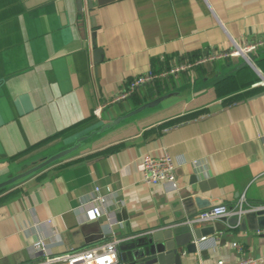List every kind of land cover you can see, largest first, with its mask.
Instances as JSON below:
<instances>
[{
  "label": "crops",
  "instance_id": "0c3cea01",
  "mask_svg": "<svg viewBox=\"0 0 264 264\" xmlns=\"http://www.w3.org/2000/svg\"><path fill=\"white\" fill-rule=\"evenodd\" d=\"M261 38L264 0H82L81 12L76 0H0V180L104 119L179 92L0 191V264L40 262L113 234L122 239L117 264H129L121 245L164 222L233 206L242 194L264 205V48L255 66L233 56L205 60L114 100L150 69ZM164 153L177 189L143 179V156ZM97 185L106 209L90 220ZM184 249L182 264H264V229L226 224L197 252Z\"/></svg>",
  "mask_w": 264,
  "mask_h": 264
},
{
  "label": "water",
  "instance_id": "95a60500",
  "mask_svg": "<svg viewBox=\"0 0 264 264\" xmlns=\"http://www.w3.org/2000/svg\"><path fill=\"white\" fill-rule=\"evenodd\" d=\"M90 2V0H89ZM78 10H82V0H76ZM91 7L92 5L89 4ZM261 48H264L261 47ZM258 48L246 56L239 55L244 59L239 66H255ZM177 90H170L160 93L159 95L148 99L137 106L126 110L112 118L104 119L103 122L97 127L90 130L85 134L78 136L72 144H69L54 153L46 154L31 162L30 165L25 167L22 171L9 174L6 178L0 180V191H3L19 181L37 173L47 166L75 153L80 150L84 145L90 141L94 136L103 134L123 122L138 116L147 110L161 106L165 101L178 95ZM194 201L199 207H205L206 202L195 198ZM226 224L239 225L241 229L251 227L254 229H264V208L254 211L246 212V214L239 219L237 216L222 217L212 225L205 227H195L189 223H171L164 222L161 226L154 227L146 232L134 237L130 240L127 246L121 245L122 257L124 261L129 264H182V254L178 250L179 247L185 248L187 254L195 253L198 250L199 241L203 237L222 231Z\"/></svg>",
  "mask_w": 264,
  "mask_h": 264
},
{
  "label": "built area",
  "instance_id": "2783aa9c",
  "mask_svg": "<svg viewBox=\"0 0 264 264\" xmlns=\"http://www.w3.org/2000/svg\"><path fill=\"white\" fill-rule=\"evenodd\" d=\"M264 46V38L254 40L251 42L238 43L233 42V46L228 50L214 51L207 56H200L194 59L189 58L180 61L179 63L161 69L155 70L150 69L145 73L139 74L128 81L125 90L121 91L114 100L126 98L132 95L136 89L144 84L153 82L154 80L163 79L171 74H176L187 69L194 67L205 60H211L221 57H234L239 55L246 56L250 52ZM104 105H99L96 111L99 113ZM175 164L172 156L169 153H164L160 156H153V154H145L142 160L143 179L148 184L166 183L172 189L178 188V182L175 172ZM106 190H111L110 187H106ZM87 208L86 213L88 219L99 218L105 208V198L101 194V186H95L91 196L90 204ZM264 208V205H250L247 202V197L242 194L237 202L231 206L224 202L215 204L209 208L200 210L194 215L187 218L183 223H189L193 226L198 224L216 221L222 217L237 216L241 219L246 212L254 211L257 209ZM109 231L112 233V225H109ZM203 237L202 239H204ZM122 239L112 235V238L100 244L84 249H71L63 254L59 255H46L45 258L40 262H32L28 264H117L120 261L119 245ZM36 245L41 249L43 248V241L38 240ZM234 245H237L236 243ZM254 258H243L236 264H254ZM213 264H225L223 259L216 260Z\"/></svg>",
  "mask_w": 264,
  "mask_h": 264
}]
</instances>
